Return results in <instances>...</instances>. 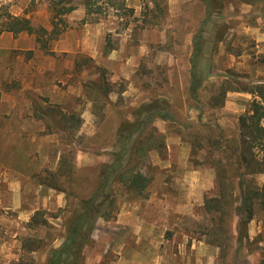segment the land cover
<instances>
[{"label":"rangeland","instance_id":"1","mask_svg":"<svg viewBox=\"0 0 264 264\" xmlns=\"http://www.w3.org/2000/svg\"><path fill=\"white\" fill-rule=\"evenodd\" d=\"M83 1L72 0L75 10L60 15L63 5L61 0H0V33L10 24L8 16L28 19L33 28H43L47 33L51 30L50 22L53 20L57 30H62L55 38L52 36L50 39L48 34L42 35V40L46 41L42 47L34 42L35 51H38L35 56L32 52L9 54L7 68L11 76L0 74L3 81L1 91L18 92L29 103L34 98L42 108L52 106L48 99L32 97L29 89L25 88L36 70L44 71L47 77L54 79V84L60 89L70 87L72 92L73 89L80 88V93L75 90L71 93L74 94L73 98L61 106L67 114L73 112L79 115L91 104L83 86L97 81L102 73L110 82L109 70L93 60L90 62L87 55L72 51L74 39L80 34L81 24L96 22L107 28L103 54L118 41L116 38L119 37H114L113 34H121L127 27H132L127 34L131 35L133 44L137 43L140 29L166 28L164 45L160 48L156 46L141 61L138 70L143 75L142 80L135 79L132 85L134 89H144L152 97L159 99L163 98L158 97V94H171L172 101L168 111L173 120L154 119L152 126L157 133L163 135L165 148L159 154L148 153L139 166L150 178V183L140 196L122 189L117 190L113 217L109 220H97L92 239L83 248L82 264H257L260 259L259 248L264 247V211H257L247 225L250 246L246 243L239 247L235 243L233 224L231 239L220 240L218 247L209 243L213 240L211 230L214 226L202 206H181L186 204L188 198L194 200L199 197V192L190 194L191 189L188 191L190 182L211 186L208 174L209 171L214 174V170L205 162L206 152L217 157L213 148L205 147L204 139L194 143L203 145L201 149L191 148L189 142L195 140L193 136L201 138L209 129L214 133H222L229 140L236 138L239 131L238 119L249 111L251 100L239 101L232 96L230 103L226 104V95L233 92H227L223 98L221 86L237 89L264 85V0H252L251 5L243 0H218L220 7L212 10L218 11V14H213L207 22L203 20L201 24L195 22L192 27H185L187 30L193 29L192 39L198 31H202L203 36L202 51L195 59L194 81L198 84L196 96L190 90L193 82L190 71L192 39L187 40V32H174L168 27L175 23L168 13V0H139L136 14L133 10V15L130 16L123 15L117 9L116 0H90L89 5L94 11L90 15L82 16L81 10L85 9ZM198 1L188 7L192 16H197L200 7L205 10L202 2ZM122 2L125 5V0ZM184 4L186 7L187 3ZM112 29L115 30L114 33L108 31ZM219 38L221 41L217 42ZM26 45L29 46L27 43ZM158 51L173 55L176 64L168 69L166 65L154 63L152 58ZM31 56L34 62L25 65V60ZM64 71L67 78H62ZM170 77L175 80L169 81ZM126 89L127 84L123 81L110 85V91L118 93V97L114 104H104L103 122L99 123L95 118L100 126L92 140L86 141L84 135L76 134L73 139L70 137L71 132L60 133L54 127L50 130L52 133L47 134L43 122L27 129L28 134L23 139L17 133L12 134L13 128L9 133H0V156L10 152L15 146L27 148L34 157L38 154L46 155L42 160L41 170L38 168V173L34 176L21 180L22 184L25 182V193L21 194L22 208L30 211L24 216L20 217L8 208L11 193L0 173V264H45L49 249L60 245L64 235V222L74 208L72 197L77 194L79 198H83L95 182L93 183L92 178L81 187L66 183L61 185L67 191L75 193L66 198L63 194L39 188L34 179L37 175L45 176V169L54 170L56 158L60 155L74 158L79 147H91L98 155L108 152L101 149L113 143L111 136L114 134H111L109 125L115 122L119 125L126 118L131 119L133 111L143 104L137 98L124 99L120 93ZM30 96L32 98L29 99ZM255 100L260 101L258 97ZM102 102L104 100L100 99L99 104ZM25 103L26 101L21 102ZM49 119L56 121L58 115L54 114ZM263 123L264 118L261 121ZM39 136L45 138L39 140ZM175 137L184 143L183 150L176 144L167 148V138ZM74 140L78 145H74ZM263 156L264 152L260 153L259 159ZM84 168L77 169L76 174L83 175L85 172L81 169ZM261 178L264 175L254 177L258 185L262 184ZM209 189L202 191L203 199L215 194V182ZM57 196L63 201L60 206ZM36 210L44 214L47 228L30 231L26 223ZM17 216L19 219L15 223L14 218ZM29 238L42 241L35 253H27L21 248V242ZM256 240H260V243ZM44 244H48V247Z\"/></svg>","mask_w":264,"mask_h":264},{"label":"trees","instance_id":"2","mask_svg":"<svg viewBox=\"0 0 264 264\" xmlns=\"http://www.w3.org/2000/svg\"><path fill=\"white\" fill-rule=\"evenodd\" d=\"M200 1L205 8L204 22L209 21L213 14H218V11H212L220 7L218 0ZM61 2L63 5L59 11L60 15L75 10L72 0H61ZM89 2L90 0L82 2L87 15L94 11ZM243 2L248 5L253 4L252 0H243ZM116 6L123 12V15H133V9L127 8L122 0H116ZM8 19L10 24L4 27V31L11 32L13 35L20 32L34 35L36 43L41 47L46 44V41L42 40V35L48 34L51 39L52 36L55 38L54 36L57 37L62 32V30H57L53 20L50 22L51 30L47 33L43 28H33L28 19L13 16H8ZM215 25L219 26L217 22ZM202 39V31H198L192 39L190 71L193 82L190 84V90L193 96H196L198 87L194 81L195 59L202 51ZM220 39L217 42H220ZM111 49L112 47L108 48L107 52ZM87 59L91 62L90 58ZM97 79V81L85 84L83 88L91 103V112L100 123L105 119V106L114 103L109 100V95L113 93L110 91L112 84L108 82L103 73ZM221 90L223 98L227 92H244L254 97L250 102L249 111L238 119L237 137L229 140L222 133H214L208 129L201 138H197V135L193 136L195 140L189 143L191 148L201 149L203 145L194 143L196 140L204 139L205 147L213 148V151L217 152V157L206 152L207 160H205L206 164L213 168L215 176V194L205 196L202 204L205 215L210 217L211 224L214 226L211 230L213 240L209 243L220 247V240L231 239L233 235L231 227L234 224L235 243L243 247L249 241L247 225L257 211H264V183L258 185L254 180L256 175H264V156L259 159V154L264 152V128L261 124L264 118V85H256L252 88L243 86L237 89L222 85ZM255 97H258L260 101H256ZM100 99L104 100L101 105L99 104ZM169 105L168 101L157 97H152L139 105L133 111L131 119L126 118L117 126L113 143L108 152L103 154L106 155L107 160L95 167L81 169L85 172L83 175L76 174L79 168L74 165L72 156L69 158L67 155H60L54 170L45 169L43 170L45 176L35 177L34 182L39 188L63 194L67 196L66 198L75 193L67 191L61 185L66 183L81 187L92 178L93 183L95 182L83 198H79L77 194H75L77 197L71 196L74 208L64 222L62 242L58 247L49 249L45 264H82L83 248L91 241L97 220H109L113 217L117 190L122 189L137 196L143 193L150 183V178L141 171L139 166L148 153L157 152L159 154L165 148L163 135L157 133L152 123L156 118L173 120L168 111ZM54 114L58 115L56 121L49 119ZM32 117L43 122L47 134H51L50 130L54 127L60 133L69 132L70 134L71 132L70 137L73 139L75 134L78 135L82 122L80 114L73 112L67 114L58 105L42 108L35 100L32 102ZM85 140L89 141L87 138ZM73 143L78 145L75 140ZM68 145L69 143L65 144V146ZM79 149L86 150L87 148L79 147ZM64 205H66L65 200ZM43 216L40 210L34 211L26 223L27 229L35 231L47 228V221ZM256 242L260 243V240ZM40 244H42L41 240L29 238L21 242V248L27 253H35L40 248ZM248 244L250 246L251 243ZM44 246L48 247V244ZM259 250L260 259L257 264H264V247ZM24 264H31V262Z\"/></svg>","mask_w":264,"mask_h":264},{"label":"crops","instance_id":"3","mask_svg":"<svg viewBox=\"0 0 264 264\" xmlns=\"http://www.w3.org/2000/svg\"><path fill=\"white\" fill-rule=\"evenodd\" d=\"M198 0H168V13L173 18L174 22L169 28H171L174 32H187L186 37L187 40L191 41L192 28L187 30L185 27L189 25L192 27L195 22H203L205 17V10L200 7L197 16H192L191 11L188 8L191 3L196 4ZM139 0H125V6L130 9L135 10L139 7ZM199 2V1H198ZM187 6L185 7V4ZM84 9L81 10V15L84 16ZM181 20L178 21V20ZM197 20V21H196ZM179 23V24H178ZM81 30L79 31V36L74 39V47L73 50L75 53H81L87 55L91 60L95 63L103 66L110 72L109 81L111 84H116L117 82H125L127 84V89L122 91L120 95L124 97V99H139V103L147 102L152 96L147 93L144 89H134L132 82L134 80H142L143 76L139 73V64L141 61L145 60V58L149 55V52L156 48L162 47L165 43V31L166 28L158 30L156 27H145L139 30V36L137 43L133 44L131 40V35L127 34L132 27H127L122 31L121 34L116 33L113 34L114 37L118 41L114 45V47L103 54L104 44H105V33L107 28L105 26H100L96 22L84 23L81 24ZM109 32L115 30H108ZM189 32V33H188ZM188 34L189 38H188ZM31 36V37H30ZM33 38V39H32ZM185 40V41H187ZM35 38L27 34L26 32H21L18 35H13L11 32L2 31L0 33V74L2 76H11V72L7 68V60L9 58V54L12 52H32L33 56L37 54L38 51H35ZM29 44L28 45H26ZM37 44V43H36ZM18 58V56H16ZM152 58V57H151ZM154 63L166 65L168 69H170L173 65L176 64V60L173 55L168 54L166 51H158L155 57L152 58ZM33 57H29V59L25 60V65L29 63H33ZM17 65V63H15ZM34 73V77L30 78L26 89L32 93L33 96L42 97L48 99L49 103L53 105L62 106L69 99H72L75 90L79 93L81 92L80 88H75L70 91V87L67 89H60L57 85L54 84V79H50L44 73V71L36 70ZM51 73V72H50ZM58 74V73H57ZM65 71L62 75V78H67ZM175 80V78H169V81ZM52 85L50 86V84ZM3 84V81L0 78V88ZM49 86L51 88H49ZM134 89V91H133ZM10 92V91H9ZM134 92V94H132ZM160 98L168 100L171 103L172 99L171 94H161L157 95ZM238 99L239 101H247L252 100L254 97L249 93L244 92H233L228 93L226 95L225 101L226 104H229V100L231 97ZM31 96L29 97L32 98ZM118 97V93L113 92L109 95V100L112 103H115L116 98ZM131 97V98H130ZM257 98V97H255ZM34 99V98H32ZM32 99H30V103L27 101L28 99H22V95L18 92L15 93H7L1 91L0 89V133L2 131H6L9 133L13 128L14 131L12 134H18L19 138L23 139L24 136L28 134L27 129L32 128L33 126H38V120H35L32 117ZM35 100V99H34ZM26 101L25 104H21V102ZM24 107H22V106ZM81 117V125L79 127L78 135H84L88 140H92L97 134L98 125L96 123L95 117L91 112V104H88L85 109L80 114ZM264 127V123L262 124ZM118 124L113 123L109 125V128L112 130L111 134L115 132ZM176 136V135H175ZM111 142L114 140V135L111 136ZM45 137L39 136L38 139H42ZM173 139V140H172ZM167 138V148H170V145L176 144L180 147V150H183L184 143L178 139ZM33 141V140H32ZM111 145H108L105 149H101V151L109 150ZM45 148V145L43 146ZM77 153L74 155V165L77 168L80 167H95L98 164L107 160L106 155H98L95 153L91 147L86 150H77ZM46 155H34L27 150V148H20L15 146L10 152L0 156V173L4 177V182L7 184V189L9 193H11V201L9 202V207L11 211H15L16 214L23 215L28 214V209H23L21 204V194L25 193V182L22 184V178H30L34 176L35 173H38V168L41 170V166L43 164L42 160H44ZM58 161V157L56 158V166ZM39 163V164H38ZM44 166V165H43ZM196 172V171H195ZM208 173V172H207ZM189 175V174H188ZM211 178L210 185L213 187L215 182V176L213 173L210 174ZM263 176V175H260ZM262 179V178H261ZM189 184L188 191L190 194H194L195 191L199 192V197L192 200L188 198L185 205H182L183 208H189L192 205H196L197 207L202 206L203 197H201L202 191L210 190L209 187L204 185L203 183H192ZM264 183V178L262 179V184ZM31 185V183H30ZM193 190V191H192ZM51 191V190H50ZM57 203L59 206L63 204L61 197L57 196ZM0 201V206H1ZM58 206V207H59ZM130 216V214H128ZM19 216L14 218V222H17ZM139 226V225H138Z\"/></svg>","mask_w":264,"mask_h":264}]
</instances>
